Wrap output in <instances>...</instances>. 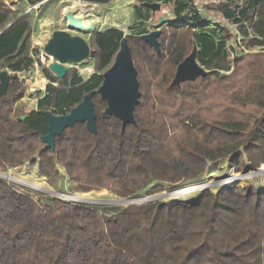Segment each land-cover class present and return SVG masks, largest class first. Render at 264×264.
Instances as JSON below:
<instances>
[{
    "label": "trees",
    "instance_id": "1",
    "mask_svg": "<svg viewBox=\"0 0 264 264\" xmlns=\"http://www.w3.org/2000/svg\"><path fill=\"white\" fill-rule=\"evenodd\" d=\"M83 1L108 5L111 0ZM155 1L171 5L183 21L200 20L191 14V0ZM238 1L232 2L235 8ZM242 5L240 10H223V4L216 8L235 23L248 15L253 35L245 44L249 52H235L232 66L225 44L229 32L217 38L214 30L201 32L194 24H169L160 29L159 51L141 40L143 31L126 36L139 81L136 124L122 127L118 118L104 113L106 102L95 93L96 131L77 122L55 136L54 150L43 148L47 121L42 105L66 114L100 86L123 36L115 28L91 37L95 73L89 79L82 80L75 70L58 79L43 68L56 86L47 87L40 108L23 117L15 114V104L24 88L18 78L11 81L0 95V170L30 161L54 186L59 164L79 192L104 189L127 198L157 192L158 185L147 189L154 182L197 177L208 162L223 158L236 173L247 164L260 167L264 0ZM21 14L0 5V71L25 72L30 66L32 14ZM239 31L248 34L246 26ZM254 47L261 50L252 52ZM193 48L208 72L171 86L177 65ZM0 264H264V188L230 183L216 192L200 191L195 204L152 200L109 211L56 197L34 199L0 180Z\"/></svg>",
    "mask_w": 264,
    "mask_h": 264
},
{
    "label": "rangeland",
    "instance_id": "2",
    "mask_svg": "<svg viewBox=\"0 0 264 264\" xmlns=\"http://www.w3.org/2000/svg\"><path fill=\"white\" fill-rule=\"evenodd\" d=\"M30 1L31 0H0V5H4L12 11H22L23 14L30 12L32 14V30L30 33L28 54L30 58V66L25 72H17L18 80L24 88V96L15 104V114L18 115L26 114L32 109H39L38 100L46 95L47 87L56 86V83L48 79L43 73V68L47 69L51 60L43 52V44L55 30H68L72 35H81L89 42L95 33L103 32L111 28H115L119 30L122 35L127 36L139 33L140 31L146 33L156 28H166L169 24L174 26L194 24L196 29L201 32L214 30L217 38L220 37L219 34L224 35L229 32V36L226 38L225 44L229 50L230 57L228 64L230 66H232V58L235 52H249L245 44L247 40L253 36L251 35L252 31L250 29L248 15L241 18L239 23H235L234 19H227L221 12L216 11L217 6L221 4L225 6L223 10H233L235 8L232 3L233 0H191V14L194 15V13H196L200 19L196 23L186 22L176 18L172 13L171 5L164 4L161 1L163 11L157 15L164 17L165 21L162 23H159L156 15L152 17L149 9L139 5V3L143 1L155 0H112L106 6L77 0L90 3L89 5L92 7L90 12L81 15L86 22L94 23L96 25L95 30L91 32H77L68 29L67 22L64 19V13L70 10L73 1L76 0H41L35 3H30ZM243 2L244 0H239L237 2L239 7L235 8V10L242 9L244 7L242 5ZM247 14H249V12ZM251 14L253 15V13ZM245 26L247 27L248 34L246 36H242L239 33V27ZM116 50L117 48L114 49V52ZM260 50L261 47H254L252 52ZM66 66L68 71L75 70L76 75L82 80L89 79L95 73V61L92 58L91 52L88 59L80 63L67 64ZM7 70L12 73L9 68H7ZM231 70L232 67L230 68V71L224 70L222 72L228 74ZM35 81H37V84L32 86ZM41 109L50 108L48 105H42ZM227 159L228 158L219 159L213 163L208 162L209 166H206L205 171L192 179L182 180L181 182L175 184H158L157 182H154L150 184L147 189L158 185L159 190L157 192L148 194L141 191L140 195L127 198L118 197L114 193L104 189L91 190L86 193L79 192L75 185L69 182L63 168L59 164L57 165L59 175L55 177L54 186H51L47 182L46 178L39 174L37 165L31 163L30 161H27L18 167H9L6 170H0V173L11 176L18 180V182L8 181L5 178H0V180H3L17 191L32 196L34 199L45 201L47 198L56 197L65 202L77 203L97 210L108 209L109 211H115L120 208H126L132 204L142 205L152 200H173L180 203H194L200 193L198 190H192L186 193L184 192L180 195L172 193L185 188H191L205 182L216 184V180L219 177L225 178L233 174L240 175L246 169L251 168L250 165L247 164V167L244 170L236 173L233 171V167H231ZM263 166L264 164L258 168L261 169ZM248 173H252V171ZM232 183L240 187L251 184L258 188H264V176H257L255 178H248L244 180H235ZM214 184L206 186L205 189L216 192L222 186H216ZM45 190L75 196L80 199L78 201L61 197L56 194L48 193ZM155 197L160 198L155 199ZM90 199L93 201H122L124 199L126 201L119 203L88 202Z\"/></svg>",
    "mask_w": 264,
    "mask_h": 264
},
{
    "label": "water",
    "instance_id": "3",
    "mask_svg": "<svg viewBox=\"0 0 264 264\" xmlns=\"http://www.w3.org/2000/svg\"><path fill=\"white\" fill-rule=\"evenodd\" d=\"M139 5L149 9L152 16L163 11L160 1H143ZM64 19L69 30L91 32L96 27L94 23L86 22L82 17L74 14L72 10L64 13ZM158 21L162 23L165 19L163 16H159ZM160 33V28H156L140 34V38L154 50L159 51L158 37ZM43 52L51 59L47 69L56 78L62 79L68 72L67 64L80 63L90 57V45L81 35H72L64 29L55 30L43 44ZM207 72L208 70L198 63L197 49L193 48L190 54L177 65L171 86H179L181 82L185 81H194L196 78L206 75ZM16 78L18 75L15 72H8L7 69L0 71V95L6 92L9 83ZM95 93L99 94L101 99L106 102L104 113L118 118L122 127L126 124H136L134 110L140 97L139 81L126 35L122 36L113 63L103 72L102 82L96 90L85 94L81 102L66 114L57 115L48 109L40 110L47 121V131L41 135L44 149L54 150L55 136L60 135L66 128L72 127L77 122L85 123L86 129L91 133L96 131V117L92 101ZM259 170L260 168H248L242 174ZM223 178L219 177L217 181ZM197 202L198 197L194 203L190 204Z\"/></svg>",
    "mask_w": 264,
    "mask_h": 264
},
{
    "label": "bare ground",
    "instance_id": "4",
    "mask_svg": "<svg viewBox=\"0 0 264 264\" xmlns=\"http://www.w3.org/2000/svg\"><path fill=\"white\" fill-rule=\"evenodd\" d=\"M91 6L89 5V3H85V2H81V1H73L71 7H70V10H72L74 12V14H76L77 16H80L82 14H85V13H88L91 11ZM37 84V81L33 82L32 86L36 85ZM257 176H264V166L263 168H261L259 171H255V172H252V173H248V174H240V175H236V174H233V175H230L229 177H225L224 179L220 180V181H217L216 184L214 183H209V182H205L203 183L202 185H200L201 187L203 186H210V185H220L221 183H227L228 181H235V180H240V179H248V178H255ZM0 178H5L7 179L8 181H13V182H18V180H16L15 178L11 177V176H8V175H5L4 173H0ZM198 187L194 186V187H191V188H185V189H182V190H179V191H175L173 192L172 194H175V195H180L181 193H186L188 191H192V190H195L197 189ZM46 191V190H45ZM48 193H52V194H56V195H59L61 197H65V198H69V199H74V200H78L80 198H77L75 196H70V195H67V194H62V193H58V192H52V191H46ZM156 198H160V197H155ZM83 199V198H82ZM81 199V200H82ZM131 200V198H130ZM98 202V203H106V202H110V203H119V202H123V201H126V200H122V201H119V200H113V201H93V200H88V202ZM128 201V200H127ZM134 202V201H133Z\"/></svg>",
    "mask_w": 264,
    "mask_h": 264
},
{
    "label": "built area",
    "instance_id": "5",
    "mask_svg": "<svg viewBox=\"0 0 264 264\" xmlns=\"http://www.w3.org/2000/svg\"><path fill=\"white\" fill-rule=\"evenodd\" d=\"M224 179V178H223ZM222 180V179H221ZM217 181V180H216ZM220 181V180H219ZM233 181H228L227 183H221L220 185H225V184H230V183H232ZM203 184V183H202ZM202 184H199V185H196V187H198L197 189H195V190H198V191H202V190H204L205 189V187L206 186H203V187H201L200 185H202Z\"/></svg>",
    "mask_w": 264,
    "mask_h": 264
},
{
    "label": "crops",
    "instance_id": "6",
    "mask_svg": "<svg viewBox=\"0 0 264 264\" xmlns=\"http://www.w3.org/2000/svg\"><path fill=\"white\" fill-rule=\"evenodd\" d=\"M111 1H112V0H111ZM111 1H110V2H111ZM120 1H121V0H120ZM105 6H106V5H105ZM24 14H25V13H24ZM21 15H23V14H21ZM21 15H20V16H21ZM15 19H16V18H15ZM15 19H13V20H15ZM20 116L23 117L24 114H22V115H20ZM227 160H228V159H227ZM216 161H217V160H216ZM214 162H215V161H214ZM209 163H213V162H209ZM209 163H207L208 166H209ZM231 167H232V166H231ZM232 169H233V168H232Z\"/></svg>",
    "mask_w": 264,
    "mask_h": 264
},
{
    "label": "flooded vegetation",
    "instance_id": "7",
    "mask_svg": "<svg viewBox=\"0 0 264 264\" xmlns=\"http://www.w3.org/2000/svg\"><path fill=\"white\" fill-rule=\"evenodd\" d=\"M160 12H158V13H156L155 15L157 16V19L159 18V15H157V14H159ZM155 15H153L152 17H154Z\"/></svg>",
    "mask_w": 264,
    "mask_h": 264
}]
</instances>
